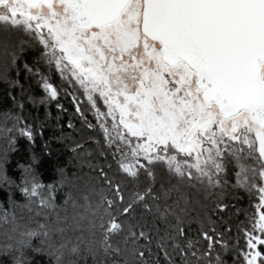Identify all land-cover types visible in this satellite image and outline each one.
<instances>
[{
  "label": "snow or ice",
  "instance_id": "obj_1",
  "mask_svg": "<svg viewBox=\"0 0 264 264\" xmlns=\"http://www.w3.org/2000/svg\"><path fill=\"white\" fill-rule=\"evenodd\" d=\"M45 66L86 96L79 129ZM0 82V186L34 213L7 264H264V0H0Z\"/></svg>",
  "mask_w": 264,
  "mask_h": 264
},
{
  "label": "trees",
  "instance_id": "obj_2",
  "mask_svg": "<svg viewBox=\"0 0 264 264\" xmlns=\"http://www.w3.org/2000/svg\"><path fill=\"white\" fill-rule=\"evenodd\" d=\"M28 60L30 61L32 57L29 55ZM22 68V64H21ZM16 71L17 69H11L10 70V78L14 79H19L20 84L24 86L28 94L32 95H43L44 90L40 85L37 83V80L39 77L36 79H28L25 75L21 76H16ZM44 74L45 75H50V82L54 85L55 88L59 89V102L64 105V107L67 109V112L63 113L61 115V119L64 121V126L66 127L67 125V119L72 118L74 125L76 126L77 129L80 128V119L79 115L76 113L75 108L76 105L72 103L73 96L78 97V102H84L87 103L85 95H83L82 90L81 91H76L73 89L68 88V84L66 80H62L60 77V74L53 69L51 71V74H49V71L47 67H44ZM6 86L3 84V82H0V111L6 110L10 105H5L3 103V96H4V88ZM77 87L78 84H77ZM68 88L69 91H72V96H68L65 94L64 89ZM15 94L19 95L20 94V88L16 87L14 89ZM29 110L32 109V106L29 104L28 105ZM48 111L52 113H56L58 109L56 108V101H52L51 104L48 105ZM43 106L40 107L39 111H33V115L39 114L41 118H43ZM92 114L91 111L87 112L88 117ZM53 124H55V121H52ZM16 151L15 152H10L9 154V162L5 166V171L6 174L16 183H19L20 180V169L18 167V164L20 163H25L28 158H29V147L28 143L24 139H20L17 142L16 145ZM58 159L62 160L65 164H68L71 159H72V154L68 151L67 148H61L60 152L58 154ZM69 167L71 165L69 164ZM85 171H87V168H85ZM40 172V179L41 182L44 184L52 183L53 182V171L51 169V166L48 164H44L43 167L39 169ZM9 191H11L12 199L15 201L16 205H23L27 201L25 197L20 193V191L16 188H12L9 190L7 186H0V244L5 242L4 238V232L6 230H10L13 227V224L11 223L12 219V214L14 213L17 219V223L22 225L23 223L28 224V217L30 215L34 216V213L30 214L28 213L26 208H21V207H15L13 208L10 205V202L8 200V195ZM63 198L64 194L63 192H58L57 193V204L62 205L63 204ZM247 205V200L245 199L242 201V206ZM8 213V218H9V223L5 224L3 222V215L4 213ZM243 217H241L242 219ZM32 227H35V224L33 223L31 225ZM0 264H7L6 258L0 257Z\"/></svg>",
  "mask_w": 264,
  "mask_h": 264
},
{
  "label": "rangeland",
  "instance_id": "obj_3",
  "mask_svg": "<svg viewBox=\"0 0 264 264\" xmlns=\"http://www.w3.org/2000/svg\"><path fill=\"white\" fill-rule=\"evenodd\" d=\"M69 75H70V73H69ZM78 86H79V85H78ZM85 97H86V96H85ZM88 119L91 120V121H93V122H95V121H94L93 114H91V115L88 117ZM25 224H27V223H23L22 225H25Z\"/></svg>",
  "mask_w": 264,
  "mask_h": 264
}]
</instances>
